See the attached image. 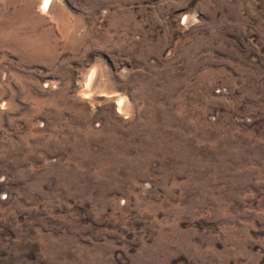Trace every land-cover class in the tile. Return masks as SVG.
Here are the masks:
<instances>
[{"label": "rangeland", "instance_id": "rangeland-1", "mask_svg": "<svg viewBox=\"0 0 264 264\" xmlns=\"http://www.w3.org/2000/svg\"><path fill=\"white\" fill-rule=\"evenodd\" d=\"M42 2L0 0V264H264V0Z\"/></svg>", "mask_w": 264, "mask_h": 264}, {"label": "bare ground", "instance_id": "bare-ground-1", "mask_svg": "<svg viewBox=\"0 0 264 264\" xmlns=\"http://www.w3.org/2000/svg\"><path fill=\"white\" fill-rule=\"evenodd\" d=\"M51 2L52 0H43L42 2V6H41V9L44 11V12H48L50 6H51ZM91 77V76H90ZM92 79V78H91ZM125 101V100H124ZM121 102V101H120ZM122 104V103H121Z\"/></svg>", "mask_w": 264, "mask_h": 264}]
</instances>
